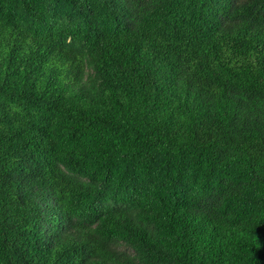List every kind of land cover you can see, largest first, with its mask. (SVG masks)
Here are the masks:
<instances>
[{"label":"trees","instance_id":"obj_1","mask_svg":"<svg viewBox=\"0 0 264 264\" xmlns=\"http://www.w3.org/2000/svg\"><path fill=\"white\" fill-rule=\"evenodd\" d=\"M0 264H264V0H0Z\"/></svg>","mask_w":264,"mask_h":264}]
</instances>
